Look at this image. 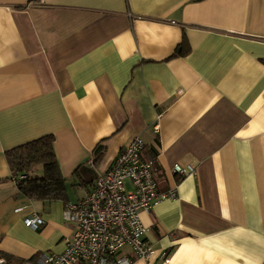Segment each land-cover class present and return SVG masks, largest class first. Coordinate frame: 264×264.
Masks as SVG:
<instances>
[{
	"label": "crops",
	"instance_id": "obj_1",
	"mask_svg": "<svg viewBox=\"0 0 264 264\" xmlns=\"http://www.w3.org/2000/svg\"><path fill=\"white\" fill-rule=\"evenodd\" d=\"M49 134L67 201L9 180L6 151ZM137 136L178 188L141 215L153 263L264 264V0H0L2 257L62 252L66 203Z\"/></svg>",
	"mask_w": 264,
	"mask_h": 264
},
{
	"label": "built area",
	"instance_id": "obj_2",
	"mask_svg": "<svg viewBox=\"0 0 264 264\" xmlns=\"http://www.w3.org/2000/svg\"><path fill=\"white\" fill-rule=\"evenodd\" d=\"M145 146L142 137L133 138L84 196L66 203L63 217L74 230L62 252L45 253L20 264H134L128 249L135 258L155 264L157 252L145 238L147 228L141 215L151 212L161 201L177 199L178 188L159 189L155 159L144 156ZM173 168L182 176L194 172L192 167L179 163ZM25 223L38 230L44 219L35 215ZM158 258L170 263L167 251L158 253ZM0 264L10 263L0 257Z\"/></svg>",
	"mask_w": 264,
	"mask_h": 264
},
{
	"label": "trees",
	"instance_id": "obj_3",
	"mask_svg": "<svg viewBox=\"0 0 264 264\" xmlns=\"http://www.w3.org/2000/svg\"><path fill=\"white\" fill-rule=\"evenodd\" d=\"M5 156L11 170L9 180L25 195L34 200L67 201L66 181L53 134L14 147L6 151ZM5 180L0 179V182Z\"/></svg>",
	"mask_w": 264,
	"mask_h": 264
}]
</instances>
